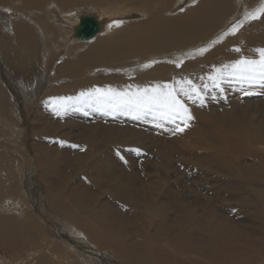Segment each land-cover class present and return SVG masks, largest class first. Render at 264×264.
Masks as SVG:
<instances>
[{
    "label": "bare ground",
    "instance_id": "6f19581e",
    "mask_svg": "<svg viewBox=\"0 0 264 264\" xmlns=\"http://www.w3.org/2000/svg\"><path fill=\"white\" fill-rule=\"evenodd\" d=\"M170 3L0 0V132L5 136L0 140V264H197L200 255L205 264H264L254 233L238 231L245 229L244 219L233 226L225 212L206 213L198 206V187L179 182L180 168L196 161L180 150L185 141L147 123L150 117L134 120L73 107L59 114V121L54 118L60 97L181 80L200 85L209 83L207 77L222 64L241 56L259 58L253 50L264 48V12L258 19H246L245 13L264 7V0ZM82 5L90 14L74 12ZM82 16L99 24L91 39L76 37ZM200 48L208 50L200 54ZM37 73L43 75L40 88H26H34L40 100L34 123L22 133L7 106L11 94L21 95L11 80L19 75L31 85ZM216 95L208 93L203 106L181 97L193 119L177 132L211 147L210 162L220 168L209 167L237 179L234 186L254 192L251 202L261 203L258 212L264 217V184L254 181H264V169L232 161L233 144L242 133L252 143L264 141V124L254 116L264 117L257 102L264 97L245 99L246 109L224 104L223 94ZM25 109L33 108L28 103ZM64 123L75 129L63 132ZM224 188L238 189L222 184ZM245 199L219 196L227 203ZM41 205L51 213L49 219L57 220L54 232L40 223L41 216L45 219ZM22 242L27 248L14 247ZM37 242L40 250L27 258Z\"/></svg>",
    "mask_w": 264,
    "mask_h": 264
},
{
    "label": "rangeland",
    "instance_id": "374dc122",
    "mask_svg": "<svg viewBox=\"0 0 264 264\" xmlns=\"http://www.w3.org/2000/svg\"><path fill=\"white\" fill-rule=\"evenodd\" d=\"M173 1H175V0H173ZM173 1L171 0L170 4H172ZM10 7H11V5H10ZM73 9H74V12H77L80 14H85V10L87 12L88 7L85 5H82L79 7H75ZM83 10H84V13H83ZM88 12L87 13L90 14V11H88ZM19 16H20V13H18V17ZM141 20H143V19H141ZM197 58L201 59L202 56H199ZM4 71L6 73V69H4ZM8 75L9 74L7 73L6 74L7 78H8ZM14 77L15 78L14 79L12 78L11 81H12L13 85L16 88H18L17 90L19 91V93L21 95L19 96V98H20L19 99L15 95L17 92L14 95L11 94L10 97L13 98L12 99L13 101H11L7 106H9V107L12 106V109H13V112L15 115V119L17 118V120H19L17 123L19 126L15 127L16 130L20 129L23 133L24 128H26V126H28V125L30 126V124L34 123V121H31L34 118V117H32V114H33V110L37 107V103L39 102L40 95H41V94L38 95L36 92H34V88L32 91H29L28 89H30L31 86L34 87V85H37L40 88L43 75H42V73H37L35 75V77L32 80H30V81H35L31 85L28 82H26L23 79V77H21L19 75L14 76ZM26 87L27 88L29 87V88L27 89ZM223 87L225 89L223 91V93L216 92V94H217L216 96H218V94H220V95L223 94L221 96V98L225 99L224 104L230 102L231 106H233L235 103H237L239 106L246 107V109H248V105H245V103H244L245 99H249L252 96H259V97L263 96L264 97V91H262L260 89H253L252 95H245L244 91L241 90V87L238 84H232L231 86L229 84H226V85L224 84ZM22 92H23V95H22ZM29 95H30V97H29ZM218 97L220 98V96H218ZM226 99H227V101H226ZM257 102L259 104L258 107L260 109H263L264 99L261 98V99L257 100ZM28 103H30V106H32V108H33L32 110H26L25 109V105ZM224 107H226V105H224ZM14 109H15V111H14ZM249 114L252 115L253 113L249 112ZM21 116H23V117H21ZM58 116L59 115L54 117L56 121H59V119H60V118H58ZM254 116H255L256 120H258L262 124H264V117L259 116V115L258 116L254 115ZM64 117H66V116H64ZM52 120H54V119H52ZM146 121L150 125L154 124L150 121V119H147ZM65 123L63 124V127L61 128V130H63V132L66 133L70 129H75L73 127H70L69 124L66 125ZM163 129H166L168 135L171 138H174V140H176L178 142L179 141H185V145L181 146V148H180V150H182L183 155L185 154V157H190V158L196 159V161L199 162V163H196V161L190 162V163L186 162V164H184L185 165L184 168L181 167L182 169L180 168V170H179V173L181 172V175L178 174V176H176V177L180 178L179 182H181V184L183 186L186 185V187H187L188 184H195L198 187V190L196 193V197L198 199V201H197L198 206H201L200 208L204 209L206 213H210V214L215 213V216L220 215L221 213L225 212L224 213L225 218L227 219V221L229 223L233 224V226L235 225V223H238L236 221L240 222L241 220L244 219V221L247 222L245 225V229H241V228L239 229L237 227L238 231H241L244 233H249V232L254 233V236H252V238L254 237L253 239H255L258 242V244L261 248V252H262L264 250V217L261 214H259V212H258V208H259L261 203L251 202L252 197H254V192L246 191L244 189V187H241L240 185L234 186L233 184L235 183V181L237 179H233V177H227V176H224L222 174H219L217 171H214L213 169H211L209 167V166H211V167H219L220 168L218 163L210 162L211 158H210L209 154H212L214 150L211 147L207 146V144H204V143L198 141L196 137L192 136V138H190L189 135H184V133L177 132L169 124H165L163 126ZM0 133H1L0 137L3 136V132H0ZM30 136H31V133H30ZM3 137H5V136H3ZM8 137H9V135H8ZM24 138L22 137L21 141L25 145L26 143L24 142ZM0 140L3 141V138L1 137ZM235 142L237 144L236 143H235L236 145L233 144V146H235V147H233L232 150L234 151L235 156H233L234 159L232 158V161L237 160V161H241L242 163H245L247 165H253V166H255V168L262 167L264 169V141L261 140L258 143H254V142L252 143L250 141V139H248V136L245 133H242L241 139L237 140ZM235 157H238V158L236 159ZM202 163H203V165H201ZM207 164H208V166H207ZM254 181H255L256 185L264 184V181H261L259 179H256ZM222 184L232 185L233 187L238 188V189L237 190L236 189L230 190V189H225V188L221 189ZM184 190L185 189L183 188V191ZM221 193L232 195V196L240 194L246 199L243 201L231 200L230 203H227L226 201L221 202V200H219V196ZM187 194L188 193H185L184 195L186 196ZM5 199L8 200V198H6V197H5ZM247 199L249 200V202H247ZM39 201H40V203H43V201H41L40 197H39ZM40 212L45 217V219H44L41 216L40 223L42 224V226L44 228L54 232L56 230V227H57L56 225H58L56 223L57 220L55 221L56 218L54 220H52L51 218L49 219V217H51L50 216L51 213L49 212V210H46L42 205L40 206ZM53 234L55 235V233H53ZM59 237L58 238L61 239L60 235H59ZM248 237H251V236H248ZM37 243H34V247L32 246L33 248L31 247L32 248L31 251H34V252H28L26 254L27 258L33 257V255H35V251L37 252L38 250H40L38 248L40 244L39 243L37 244ZM25 244H26V242H22V244H19L18 246H14V247H16L20 250L21 248H27L26 246H24ZM42 246L45 248V245H42ZM1 254L4 255L5 253L2 252ZM21 254L22 253H20L19 255H21ZM9 257H10V254L6 252V259L9 260L10 259ZM87 257H94V256L90 255ZM261 258H262V256L260 254V256L257 259V262H259ZM195 261H197V264H205L207 262L206 259H204L203 256H201V255L197 256ZM9 262L7 264H13L14 263V261H9Z\"/></svg>",
    "mask_w": 264,
    "mask_h": 264
},
{
    "label": "snow or ice",
    "instance_id": "6c2138e0",
    "mask_svg": "<svg viewBox=\"0 0 264 264\" xmlns=\"http://www.w3.org/2000/svg\"><path fill=\"white\" fill-rule=\"evenodd\" d=\"M262 12L264 7L246 12L245 18L258 19ZM116 23L119 24V22ZM207 50V48H200L197 51L203 54ZM235 51L240 52V49L236 48ZM253 51L258 54V59L241 56L230 63L222 64L207 77L209 83L198 85L191 80H181L135 90L129 87L123 91H117L111 87L94 88L88 92H81L76 97H60L54 110L58 115L68 111L69 108L76 107L77 110L91 108L104 115L116 113L129 115L134 120H145L150 117L156 127L173 124L176 131L182 132L193 119L184 99L191 100L193 103L198 102L203 106L208 93H223L224 84L240 85L245 95H252L253 89H264V48ZM149 66L143 65V67ZM179 66L177 64V67ZM133 151L138 154L140 152L139 149Z\"/></svg>",
    "mask_w": 264,
    "mask_h": 264
},
{
    "label": "water",
    "instance_id": "95a60500",
    "mask_svg": "<svg viewBox=\"0 0 264 264\" xmlns=\"http://www.w3.org/2000/svg\"><path fill=\"white\" fill-rule=\"evenodd\" d=\"M100 30L99 24L94 17L82 16L79 27L76 30V37L80 40H87L94 37Z\"/></svg>",
    "mask_w": 264,
    "mask_h": 264
}]
</instances>
